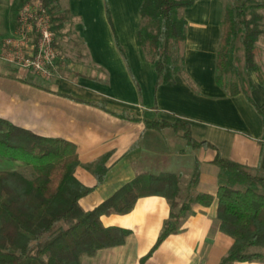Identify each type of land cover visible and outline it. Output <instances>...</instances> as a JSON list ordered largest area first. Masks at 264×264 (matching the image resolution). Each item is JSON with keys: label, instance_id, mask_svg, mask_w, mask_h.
Returning a JSON list of instances; mask_svg holds the SVG:
<instances>
[{"label": "crops", "instance_id": "0c3cea01", "mask_svg": "<svg viewBox=\"0 0 264 264\" xmlns=\"http://www.w3.org/2000/svg\"><path fill=\"white\" fill-rule=\"evenodd\" d=\"M58 1L70 14L65 24L70 27L68 33L81 43L80 49L69 53L71 57L75 54L77 61L64 65L62 77L50 81L13 71L0 61V117L38 135L62 138L76 145L80 160L76 177L94 188L80 200L85 210L95 208L142 173H179L186 185L197 165L200 174L196 192L214 197L209 206L194 203L180 230L165 238L147 259L144 257L169 217L166 198L142 196L128 213L103 215L104 226L124 228L130 234L123 244L84 256L80 264H220L233 238L220 229V169L214 159L219 153L264 171V85L258 78H251L250 102L244 94L230 96L215 80L220 39L215 40L221 24L222 0H195L186 8L192 9L198 3L209 7L208 26L202 32L207 37H199L202 41L213 38L216 45L202 63L194 60L192 66L185 53L186 73L166 84L157 83L155 64L135 41L143 0ZM15 2L0 1V16L9 17L6 36L16 27L17 14L11 12ZM218 6L222 7L217 13L213 7ZM107 10L124 53L116 46ZM56 44L59 49L57 37ZM68 70L74 72L68 74ZM126 108L134 109L142 118L184 120L196 139L208 141L214 147L192 148L171 128L158 132L147 129L143 121L119 117ZM106 155L108 171L98 184L93 165ZM7 164L13 166L11 170L29 168L22 161L0 156V170L9 169ZM229 264H264V260Z\"/></svg>", "mask_w": 264, "mask_h": 264}, {"label": "trees", "instance_id": "16d2710c", "mask_svg": "<svg viewBox=\"0 0 264 264\" xmlns=\"http://www.w3.org/2000/svg\"><path fill=\"white\" fill-rule=\"evenodd\" d=\"M1 1V0H0ZM60 31L69 12L58 0H41ZM195 0H143L135 41L155 64L157 83L166 84L186 73L181 44L187 39V20L179 9ZM118 49L124 53L115 32ZM216 53L215 80L230 96L244 94L250 102L253 84L249 71L264 85V74L256 59L258 42L264 36V0H235L226 6L221 20ZM241 53V54H240ZM13 71H16L15 69ZM105 108L104 103L100 104ZM119 117L143 121L147 129L162 132L171 128L192 148L214 146L198 140L189 123L177 119H148L126 108ZM0 156L22 161L33 171L28 178L19 170H0V264H80L84 256L124 243L130 231L106 227L103 215L130 212L142 196L160 195L170 205L169 217L150 252L149 258L170 234L177 233L194 203L209 206L210 194L196 192L199 165L189 183L179 173H142L91 210L80 200L94 188L76 177L80 164L76 145L62 138L45 137L14 125L0 117ZM107 155L94 163L98 184L104 181ZM219 167L217 216L220 229L233 238L220 264L264 260V171L222 157Z\"/></svg>", "mask_w": 264, "mask_h": 264}, {"label": "built area", "instance_id": "2783aa9c", "mask_svg": "<svg viewBox=\"0 0 264 264\" xmlns=\"http://www.w3.org/2000/svg\"><path fill=\"white\" fill-rule=\"evenodd\" d=\"M60 55L52 15L41 0H25L14 32L0 46V60L8 66L53 80L61 76Z\"/></svg>", "mask_w": 264, "mask_h": 264}, {"label": "rangeland", "instance_id": "374dc122", "mask_svg": "<svg viewBox=\"0 0 264 264\" xmlns=\"http://www.w3.org/2000/svg\"><path fill=\"white\" fill-rule=\"evenodd\" d=\"M24 1L25 0H16V2L14 3L15 5H13L11 8V12L15 11V13L18 14L20 7ZM234 1L235 0H222L221 2H222L223 7L222 6L213 7L215 10H217V13H218V10H220V8L222 7L221 12H220V14H221L220 15V22L222 20L225 7L230 5ZM207 8H209V7L204 8L203 5H200V3H198L197 6L193 7L192 9H186V8L179 9L180 15L183 16L184 18H187V20H188V39L184 43L181 44V50H182L183 54L186 53V57L189 60L188 62H189L190 66H192V63L194 60H196L199 63H202L203 58L205 56L206 57L208 56L209 51H211V49L213 52V49L216 45V43L213 44V41H214L213 38H210V37L208 39L205 38L202 41L201 37H199V34L201 36L203 35V36L207 37L206 34H202V32H205L203 30V28L208 26L207 25L208 23L206 22L207 17H208V14H206ZM203 10H205V13H203ZM208 10H210V9H207V11ZM15 15L13 16V19L15 18ZM216 15L217 14H215V18H216ZM7 16H10V18H11V15H7ZM217 18H218V15H217ZM11 20H12V18H11ZM8 22H9V17H6L5 15L1 14V16H0V23H1V25H0V39L2 37L3 38L0 41V46H1L2 40L7 35V33H5L6 32L5 28L9 24ZM218 29H219V31H218L219 34H218V38L215 40V42L219 41V39H220V34H221L220 24L218 26ZM70 31H71L70 27H68L67 25L66 26L64 25L60 31L55 32L56 37L58 38L59 52H60V55L63 57L58 62L59 66H60V73H61L60 77H62V75H63L62 71H63L64 65L67 66V64H72V63L74 64V63H76L75 61H77V59L75 58L76 55L74 54L71 57L69 55V53L72 54V52H75V49H80V47H81V43L78 41V39L75 38L74 36H72L71 33H68ZM207 34H208V32H207ZM263 50H264V37L258 42L257 55H256V59L259 62V64L261 65V68H262V71L264 74V53H263ZM67 55H69V57ZM74 59H76V60L74 61ZM1 63L4 65H7L3 61H1ZM8 67H10V66H8ZM10 68H12V67H10ZM189 68H191V67H189ZM67 72H68V74H71L74 71L68 70ZM249 74H250L251 78H255V77L257 78L256 73H254L253 71H249ZM30 75L37 77V75H35V74H30ZM38 77H40V76H38ZM198 136H199V134H198ZM7 166L9 169H4V170L13 169L12 165L7 164ZM15 170H18V169L15 168ZM22 172L28 178H33V176H34L31 168H26Z\"/></svg>", "mask_w": 264, "mask_h": 264}]
</instances>
